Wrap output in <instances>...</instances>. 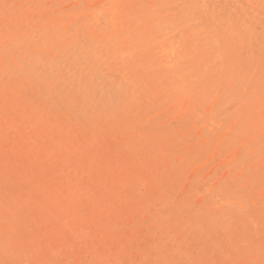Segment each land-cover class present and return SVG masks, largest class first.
Segmentation results:
<instances>
[{
    "label": "rangeland",
    "instance_id": "rangeland-1",
    "mask_svg": "<svg viewBox=\"0 0 264 264\" xmlns=\"http://www.w3.org/2000/svg\"><path fill=\"white\" fill-rule=\"evenodd\" d=\"M0 264H264V0H0Z\"/></svg>",
    "mask_w": 264,
    "mask_h": 264
}]
</instances>
